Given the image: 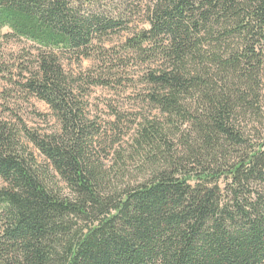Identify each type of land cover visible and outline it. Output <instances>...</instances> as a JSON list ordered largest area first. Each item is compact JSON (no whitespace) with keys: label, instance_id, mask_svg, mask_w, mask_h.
Returning a JSON list of instances; mask_svg holds the SVG:
<instances>
[{"label":"trees","instance_id":"16d2710c","mask_svg":"<svg viewBox=\"0 0 264 264\" xmlns=\"http://www.w3.org/2000/svg\"><path fill=\"white\" fill-rule=\"evenodd\" d=\"M87 3L0 0V49L12 38L35 45L22 87L59 124L20 131L69 189L0 123V264H264V0L148 8V26L123 48L146 66L144 101L164 121L141 126L147 176L122 188L88 156L94 126L59 63L124 29Z\"/></svg>","mask_w":264,"mask_h":264},{"label":"rangeland","instance_id":"374dc122","mask_svg":"<svg viewBox=\"0 0 264 264\" xmlns=\"http://www.w3.org/2000/svg\"><path fill=\"white\" fill-rule=\"evenodd\" d=\"M89 2L83 4L85 9L123 20L124 29L109 34L101 42H94V51L87 59L62 53L58 55L59 63L75 80L74 93L81 103L85 123L94 126L88 156L105 170L110 184L122 188L147 176L146 149L137 144L141 126L147 120L164 121L158 110L144 101L148 86L142 78L146 66L134 53L123 48L127 37L148 26L147 10L155 0ZM36 55L35 45L21 38L4 42L0 49V123L19 132L22 148L33 155L41 169L46 170L49 164L20 131L24 128L27 132L43 135L59 129L48 105L22 87L35 70ZM101 78L106 85L92 84L93 80ZM262 90L260 104L264 111V69ZM239 121L244 126L247 118ZM48 171L61 193L68 195L65 183L51 167ZM5 186L0 179V189Z\"/></svg>","mask_w":264,"mask_h":264}]
</instances>
